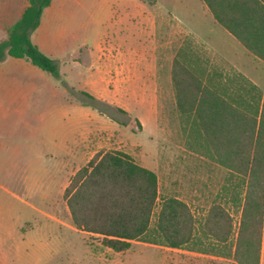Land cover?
I'll list each match as a JSON object with an SVG mask.
<instances>
[{"label":"trees","instance_id":"trees-1","mask_svg":"<svg viewBox=\"0 0 264 264\" xmlns=\"http://www.w3.org/2000/svg\"><path fill=\"white\" fill-rule=\"evenodd\" d=\"M214 19L253 56L264 62V0H202ZM52 0H29L22 18L0 43L6 56L26 59L56 77L55 62L31 41ZM200 61V60H197ZM217 78L221 82H217ZM176 107L189 126L195 148L230 173L225 204L242 210L236 240L235 220L215 200L203 222L191 208L170 197L162 201L154 238L151 222L158 206L156 173L121 151L98 153L72 178L64 197L75 228L98 235L105 247L125 252L134 241L205 253L214 241L219 257L233 264H260L264 227V93L244 75L208 72L185 50L171 72ZM191 148H194L191 145ZM212 252V251H211Z\"/></svg>","mask_w":264,"mask_h":264},{"label":"rangeland","instance_id":"rangeland-1","mask_svg":"<svg viewBox=\"0 0 264 264\" xmlns=\"http://www.w3.org/2000/svg\"><path fill=\"white\" fill-rule=\"evenodd\" d=\"M132 1L83 0L85 5L77 8L81 17L91 11L97 13L98 39L92 42L99 43L106 36L109 46L127 54L130 63L128 70L121 71L116 66L110 68L100 60L94 72L96 78L88 81L84 71H59L58 78L64 86L73 84L75 92L58 101L63 116L52 117L44 122L34 120L33 127L57 130L75 128L77 132L82 129V157L74 167L66 168L62 177L66 188L74 175L98 153L121 151L130 155L139 165L154 171L158 177L159 200L151 222L150 238L153 239L164 199L175 197L182 200L200 223L215 200L225 204V187L235 183L229 181L230 173L225 168L193 144L189 126L176 107L171 81L175 56L180 50H185L196 63L203 62L210 68L211 73L233 76L238 71L208 44L180 32L170 36L166 26L158 36L162 44L161 51L155 55L151 49L154 40L141 35L138 21L121 23V17L127 10L130 13H145L151 18L161 15L167 17L175 11L178 16H182L185 14L182 5L188 0H141L145 4L141 8L134 7ZM95 2L97 5H92ZM2 24L0 19V38L5 36L1 30ZM205 32L208 38L214 37L209 33V28ZM233 41L243 49L234 38ZM144 43L147 54L142 56ZM84 51L81 53L82 59L86 58ZM115 54L116 59L120 58L117 51ZM259 63L261 65L257 67L256 79L260 86L257 88L264 93V63ZM86 82L89 86H86ZM40 154L35 152V168ZM51 171L54 174L57 169L51 167ZM52 189L53 192L57 191ZM53 192L52 197L56 195ZM64 194L50 201L48 212L54 218L48 219L36 210L33 215H28L35 224H56L58 218L67 227L49 233L51 247L46 264H233L232 259L217 256L222 249L214 241L204 242L201 247L208 250L205 253L165 246L156 248L145 242H133L129 250L115 252L105 247L98 235L68 229V225H73V222ZM35 206L42 211L47 210L40 201H35ZM225 206L235 215V239L239 227V208L235 209L231 203Z\"/></svg>","mask_w":264,"mask_h":264},{"label":"crops","instance_id":"crops-1","mask_svg":"<svg viewBox=\"0 0 264 264\" xmlns=\"http://www.w3.org/2000/svg\"><path fill=\"white\" fill-rule=\"evenodd\" d=\"M97 2L92 5L96 6ZM132 3L136 8L145 5L141 0H134ZM83 5V0H52L43 13L40 26L31 35L33 44L55 62L60 72L84 71L87 81L96 78L94 72L100 60L110 68L116 66L121 71L128 70L130 63L127 54L109 46L106 36L99 43L92 42L98 39L97 13L91 11L81 17L77 8ZM182 6L185 13L182 16H178L175 11L167 17L161 15L157 18L127 10L121 17V23L137 20L141 35L153 38L151 49L155 55L162 48L158 36L163 27L168 28L170 36L179 32L192 36L211 46L238 73L259 87L256 75L257 67L261 65L259 62L262 61L249 53L217 23L202 0H188ZM28 7L29 0H0V19L3 21L1 30L5 33L0 42L9 40V29L22 18ZM208 28L214 37L208 38L205 32ZM83 50L85 59L81 57ZM115 51L120 58H115ZM146 54L147 47L144 43L141 55ZM201 66L211 72L203 62ZM216 80L221 82L219 78ZM86 86H89L87 82ZM75 89L73 84L64 86L58 77L41 70L26 59L6 56L0 61V264H46L51 247L49 233L67 228L58 218L56 224L43 225L33 223L28 215H33L36 210L48 219L54 218L48 212V207L51 199H56L66 190L62 182L66 168L74 167L81 160L82 129L77 132L75 128H35L33 121L44 122L52 117L63 116V110L57 103L61 97L66 98L75 92ZM43 105L53 107L51 109ZM35 152L41 153L36 168ZM51 167L57 169L54 174ZM52 188L57 190L53 197ZM35 201L45 205L46 212L38 209ZM241 214L242 210L239 208V224ZM68 229L78 230L74 225H68ZM236 237L237 234L234 240ZM147 244L156 248L163 247L160 244ZM260 264H264V227Z\"/></svg>","mask_w":264,"mask_h":264}]
</instances>
